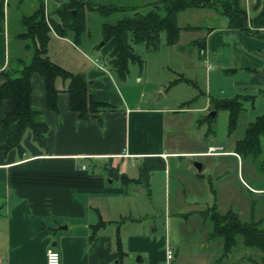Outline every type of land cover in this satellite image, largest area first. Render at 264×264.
Segmentation results:
<instances>
[{
	"label": "crops",
	"instance_id": "1",
	"mask_svg": "<svg viewBox=\"0 0 264 264\" xmlns=\"http://www.w3.org/2000/svg\"><path fill=\"white\" fill-rule=\"evenodd\" d=\"M2 1L0 84L5 80L4 72L13 67L9 48L10 30L15 38H20L18 34L22 32L16 27L19 21L12 23L10 0ZM38 1H29L30 12ZM21 2L18 0L17 5ZM48 2L43 0L44 6ZM250 2L244 0L248 17L254 15L250 13ZM95 7L87 11H98ZM195 8L207 9L212 19H219L216 25H201L199 28L197 25L186 26L194 30L205 29V39L200 41L203 45H198V49L200 63L206 64L208 88L211 89L210 77L218 74L213 60L214 64L224 67L223 73L236 74L228 78L221 74L227 80L218 97L237 94L253 101L260 97L264 100V26L256 27L248 22L249 31L234 30L228 26V17L212 6ZM49 36L46 54L63 68L67 69L59 59L63 44L78 55L83 53L79 49L81 44H76L70 37L59 36L52 29ZM57 46L60 47L58 56L54 51ZM22 47L25 48V43ZM92 62L94 65L90 64L87 72L81 67H76V71L72 72L83 73L92 98L107 102L109 107L87 118H80L78 112L70 108L69 96L65 91L67 81L61 79L62 84L59 85L60 80H55L59 91L56 106L52 109L46 105L41 76L38 73L32 75L34 92L31 102L40 109L47 124L42 144L34 141L30 130L26 129L21 139V150L16 147L5 149L7 130L1 120L6 104L4 100L0 103V211L4 213L2 237L6 244V249L1 253H5L3 264H47L46 251L49 248L59 252V264H222L224 256L211 258L205 253L206 250L190 249V255L186 258L188 252L180 245L194 243L186 233L185 237L172 234L170 238L171 232L166 228L164 235L156 239L144 229L141 219H122L124 212L131 215L133 211L129 208L123 211L128 203V190L136 192L140 185L151 190H158L159 187L168 197L169 157L184 158L191 163L197 156L210 155L204 153L209 145L225 146V143H206L205 140L198 149L178 148L176 136H169L170 132L166 130L167 125L172 126L169 123L173 117L171 113L190 109L210 112V96L208 102L199 107H184L187 101L168 107L159 101L167 95L164 87L157 89V97L153 99L156 92L148 87L133 92L128 77L119 80L115 74L119 81H124L118 83L114 77L104 76V70L109 69L106 63H100V67L94 59ZM137 80L141 78L137 76ZM121 83L124 85L121 86ZM120 87H123V91ZM224 151L215 155L231 154L242 167L241 157L233 151V143L231 148ZM205 167L190 173V184L185 186L186 189L192 188L191 180H197L199 187L208 186L213 191L212 186L206 185L207 181L205 183ZM181 177L178 175L176 180L178 195L183 190L179 185ZM117 180L119 184H114ZM251 190L255 191V188ZM193 210L199 217L192 224L204 215L199 207ZM189 212L177 211L174 214L185 217ZM100 220L102 224L91 234V225ZM211 230L202 231L196 243L213 241L209 237ZM214 241L220 249L223 248L220 238H214ZM167 246L172 249L170 259L166 257Z\"/></svg>",
	"mask_w": 264,
	"mask_h": 264
},
{
	"label": "rangeland",
	"instance_id": "2",
	"mask_svg": "<svg viewBox=\"0 0 264 264\" xmlns=\"http://www.w3.org/2000/svg\"><path fill=\"white\" fill-rule=\"evenodd\" d=\"M29 1L30 0H22L20 5H17L18 0L9 1L12 23L19 21V23H16V27L21 29L22 32L25 30V27L24 24L20 22V19L24 15L29 14ZM48 1V4L44 6L46 16L55 5V2H57V0ZM151 1L153 0H88L91 4L124 6L127 8L133 5L138 6L146 4ZM241 1V3H244V0ZM254 3L255 0H251V14H255L259 10V7H252ZM209 12L210 11H208V13ZM130 13H132V10L125 9H116L107 15L101 14L99 11L95 10H91L90 12L86 11V16L88 15L86 20V34H88L83 38L82 44L79 46V49L83 53L78 55L75 51L72 52V50L66 48V44H63V49H61L63 52L61 54L59 46H57L56 50L54 48V51H57V56L60 54L59 59L63 61L64 67L70 71H76V67H81L87 72L90 64L94 65L92 62L93 59L97 62L98 66L100 63H106L107 58L102 50L94 48V45L101 40L100 25L103 21H114L124 14ZM208 13L207 9L204 8H192L180 11L177 15V24L180 27L179 36L177 42L172 45L166 44L164 33L160 34V41L155 49L146 48L144 44L140 42L132 43L133 50L139 57L138 61H130L128 64L127 77L133 92L140 91L142 87H148L147 89H150L154 93L156 92L153 98L155 99L158 94L157 89L164 87L163 91H166L167 95L165 98H160L161 100L159 101L160 104H164L168 107H174L183 101H187L184 107H199L204 105L205 102H208L209 96L220 98L218 95L220 94V90L223 89L222 87H225V80H227L225 78H228V76H236V74L232 73L228 75L223 73L222 68L224 69V67L214 64L212 60L213 63H211L214 65V68H217L218 74L210 77L211 89H209L206 84L208 74L205 69L206 64H203V62L200 63L198 49V42L205 39V29L201 28L200 30H194L186 27L188 25H197L199 28L201 25H216L219 23V19H212ZM218 16L223 15L219 14ZM24 43L31 44V40L29 38H23V40L15 38L13 36V31L10 30V59L12 62L11 65L14 68H21L20 60L22 59L28 62L33 54L30 47H22ZM104 71V76L108 75L111 76V78L114 77L118 83L124 82L119 81L115 77V73L112 69L109 68ZM221 74H223L225 78H223ZM137 76H139L141 80H137ZM178 78H180V82L175 85L172 84L173 86L171 87L169 83ZM57 80H60L59 85H61V79L57 78ZM120 85L123 86L124 84L121 83ZM120 89L123 91V87H120ZM225 97L226 96H223L221 98ZM241 101L243 109L238 112L235 129L231 133L227 130L228 115L225 109H218L216 115L210 120L204 119L205 116L209 114V110L190 109L183 112L171 113L173 117L170 119L169 123L172 124V126L167 125L166 128V130L170 132L168 135L176 136L175 143L178 145V148L198 149L206 140V143H225V146L222 144L219 145L223 147V150H228L231 148V144L235 139L242 137L246 124L264 110V100L261 97L255 98L254 101L251 100V98L245 97ZM211 111L214 110L211 109ZM172 119H174V121ZM262 145L264 148V138H262ZM195 158L206 165L203 170V175L206 179L205 183L207 181L206 185H211L213 191L210 190L208 186H206V188L199 187L197 180H191L192 188L186 189L185 186L188 187L190 184L188 178L190 173H195L198 170L190 161L186 162L184 158L169 157L167 165L170 168V186L168 184L166 190L168 192V197L167 194L165 197L164 193H162L163 191L161 192L159 190V187L158 190H151L150 188L140 185L136 192L131 193V190H128V203L125 204L123 211H126L128 208L133 211L131 215L124 212L122 214L124 215L122 219H141L144 229L150 235H154L156 239H159L162 234L164 235V230L166 228L171 232L170 238L172 234L174 236L179 235L180 237H185L184 233H186L191 243H194L190 245L182 243L180 248L187 250L186 252L190 249H198L199 251L206 250L207 252L205 253L211 258L218 256L222 257L223 249L215 245L214 238H211L213 241L206 242L205 240L201 243H196V239L200 240L202 231L212 229L209 220L212 214L211 210L225 212L231 209L244 221H259L261 226H264V188H262L264 187V180H260V177H257L256 181H253L251 184L245 173L247 168H250L249 161L243 165V168L240 164H237V159L231 154L223 156L215 154L200 155ZM178 175H182V184L179 182V185L183 188L179 195L176 194L178 184L176 180ZM251 175L253 177L257 176L254 171ZM118 182L119 180L114 181V184H119ZM253 186H255V191L251 190L254 189ZM168 206L169 208H167ZM198 207L203 210L202 214L204 215L202 219H198L200 222L196 221L197 223L194 222V224H192L191 222L197 220L199 217L193 208L197 209ZM177 211L183 213L184 211L191 212L187 213L185 217H178L174 214L177 213ZM168 213H170L169 218ZM3 214L4 213L0 211V264L5 262V260H3L5 253L2 255L1 253L6 249L5 238L2 237L4 228ZM167 235H169V232ZM235 240L236 244L233 249H231L230 253L227 255L224 254L225 259L222 261V264H253L254 261H260L263 254L259 250L243 245L240 236ZM188 255H190L189 252L185 257L187 258Z\"/></svg>",
	"mask_w": 264,
	"mask_h": 264
},
{
	"label": "trees",
	"instance_id": "3",
	"mask_svg": "<svg viewBox=\"0 0 264 264\" xmlns=\"http://www.w3.org/2000/svg\"><path fill=\"white\" fill-rule=\"evenodd\" d=\"M241 0H153L146 4L127 7L114 5L91 4L88 0H57L53 8L45 14L43 0H39L32 11L22 17L25 30L18 34L21 39L29 38L31 44L25 43V48H31L33 54L28 62L20 60L21 68L12 67L4 72L5 80L0 84V103L5 101L6 108L1 123L7 130L4 148L16 147L21 150L22 135L29 129L32 139L42 144V137L47 130L40 109L32 105L33 86L31 78L38 73L44 83L46 105L54 109L58 89L57 78L67 81L65 91L69 96V106L78 112L80 118L94 116L99 110L109 107L107 102L92 98L88 90V81L83 73L72 72L55 63L46 54L49 32L52 29L57 35L70 37L76 44H82L86 34V11L96 5L101 14H109L116 9L132 10L114 21H103L100 25L101 40L94 48L101 49L106 56V63L119 80H124L128 74V64L138 61L132 43H143L146 48L155 49L164 33L165 42L172 45L177 42L180 27L177 15L180 11L195 7L212 6L219 13L228 17L231 29L248 30V22L253 26H264V0H255L253 8L259 7L257 13L248 17L244 3ZM3 1H0V29L3 25ZM138 7V8H137ZM142 7V8H140ZM86 30V31H85ZM89 31V30H88ZM199 45H203L201 42ZM180 78L170 82L179 81ZM246 96L235 94L232 97L209 98L214 113L207 114L205 120L216 115L218 109L227 111V130L231 133L236 126L238 112L243 109L242 99ZM264 110L248 122L242 137L233 142V151L242 161V167L249 161L246 177L252 184L257 177L264 180ZM255 172V177L251 175ZM255 188V186H253ZM257 188V187H256ZM264 188V187H262ZM261 188V189H262ZM260 189V188H259ZM214 208V207H213ZM210 221L212 230L209 237L220 238L225 256L236 244V238L241 237L243 245L259 250L263 255L260 261L253 264H264V226L259 221H244L231 209L225 212L211 210ZM102 224V220L91 225V234ZM225 254V255H224Z\"/></svg>",
	"mask_w": 264,
	"mask_h": 264
},
{
	"label": "built area",
	"instance_id": "4",
	"mask_svg": "<svg viewBox=\"0 0 264 264\" xmlns=\"http://www.w3.org/2000/svg\"><path fill=\"white\" fill-rule=\"evenodd\" d=\"M209 65V64H208ZM223 147L221 145H209L204 153L206 154H221L224 153ZM85 165H82L84 168ZM166 257L170 259L172 257V249L171 246H167L166 248ZM60 262V254L55 248H49L46 251V263L47 264H59Z\"/></svg>",
	"mask_w": 264,
	"mask_h": 264
},
{
	"label": "water",
	"instance_id": "5",
	"mask_svg": "<svg viewBox=\"0 0 264 264\" xmlns=\"http://www.w3.org/2000/svg\"><path fill=\"white\" fill-rule=\"evenodd\" d=\"M213 113H214V111H210L209 112V114H211V115ZM191 163L196 167V169L198 171H201L203 169V167H204V164L202 162H200V161H197V160H192Z\"/></svg>",
	"mask_w": 264,
	"mask_h": 264
}]
</instances>
